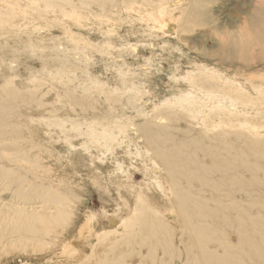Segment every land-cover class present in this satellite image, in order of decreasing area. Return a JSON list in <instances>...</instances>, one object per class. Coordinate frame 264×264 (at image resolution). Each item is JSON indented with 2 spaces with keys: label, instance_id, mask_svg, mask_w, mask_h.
<instances>
[{
  "label": "rangeland",
  "instance_id": "374dc122",
  "mask_svg": "<svg viewBox=\"0 0 264 264\" xmlns=\"http://www.w3.org/2000/svg\"><path fill=\"white\" fill-rule=\"evenodd\" d=\"M158 135L264 169V0H0V264H150L108 247L176 224Z\"/></svg>",
  "mask_w": 264,
  "mask_h": 264
},
{
  "label": "bare ground",
  "instance_id": "6f19581e",
  "mask_svg": "<svg viewBox=\"0 0 264 264\" xmlns=\"http://www.w3.org/2000/svg\"><path fill=\"white\" fill-rule=\"evenodd\" d=\"M167 136L158 135L153 140L171 180L176 224H166L158 211L154 219L142 214L132 220L135 231L130 234L126 230L122 243L114 242L108 248L115 250L124 245L129 249L127 254L132 255L137 248L145 247L150 264H175L176 260L181 264H264V195L260 194L264 169L255 168L251 178L245 180V175L239 173L245 157L238 152L231 156L230 144L219 149H189ZM201 159H206L205 163ZM236 193L247 195L250 202L236 200ZM250 208L259 210V214L249 215ZM231 227L240 239L238 246H231ZM157 251L161 257H157ZM112 264L128 263L121 257Z\"/></svg>",
  "mask_w": 264,
  "mask_h": 264
}]
</instances>
